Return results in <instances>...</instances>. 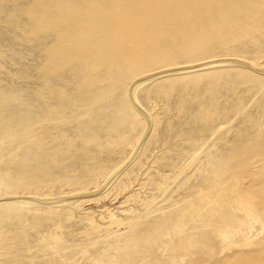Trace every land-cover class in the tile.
<instances>
[{
  "label": "rangeland",
  "instance_id": "obj_1",
  "mask_svg": "<svg viewBox=\"0 0 264 264\" xmlns=\"http://www.w3.org/2000/svg\"><path fill=\"white\" fill-rule=\"evenodd\" d=\"M0 264H264V0H0Z\"/></svg>",
  "mask_w": 264,
  "mask_h": 264
}]
</instances>
